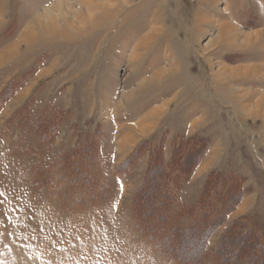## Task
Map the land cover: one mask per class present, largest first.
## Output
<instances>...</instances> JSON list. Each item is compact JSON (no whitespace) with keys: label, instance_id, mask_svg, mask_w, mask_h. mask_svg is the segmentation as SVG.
Wrapping results in <instances>:
<instances>
[{"label":"rangeland","instance_id":"rangeland-1","mask_svg":"<svg viewBox=\"0 0 264 264\" xmlns=\"http://www.w3.org/2000/svg\"><path fill=\"white\" fill-rule=\"evenodd\" d=\"M81 1L0 0V264H182L165 253L187 260L212 221L160 238L132 206L152 150L168 162L180 143L191 173L171 185L174 209L198 203L213 172L244 191L212 185L214 210H233L201 264H248L232 228L250 222L264 241V0ZM50 12L57 30L30 33ZM154 194L147 181L138 203ZM195 207L184 224L210 216Z\"/></svg>","mask_w":264,"mask_h":264},{"label":"trees","instance_id":"trees-1","mask_svg":"<svg viewBox=\"0 0 264 264\" xmlns=\"http://www.w3.org/2000/svg\"><path fill=\"white\" fill-rule=\"evenodd\" d=\"M197 141L199 142L198 139ZM81 144H78L77 146L78 148L76 150L78 151L77 155L81 157L78 163L83 162V160L87 161V159L90 157V152L87 149L88 147L84 146L85 145L84 143L82 145ZM183 145H184L183 143L182 144L180 143L177 146V148L176 146L174 147V151L172 154L173 155L172 158L173 157L174 158L169 160L168 162H165V160L162 158V155H159V153L152 150L151 157L149 160V166L144 176V181L142 183L141 188L137 191L136 197L134 199L135 201L132 202L133 203L132 206H133L134 213L136 216H139L143 220L145 219L147 220V218H152V220H150V222L147 223L149 226L148 229L149 228L152 229L151 227H159L163 230L161 236H159L160 238H165L167 234H169L168 237L170 236V234L173 237V234L175 233V231H177V229L182 230V231L183 230L188 231L191 227L196 226L197 224L202 225L206 219H210L212 221V224H209V226H211L210 228H212L211 233L202 242L201 249H199L194 254L187 253L186 255L187 260L184 261L183 258H179L176 255L169 254L168 252H166V250L170 252V250H172V247H170V245L168 244L163 243L164 248H165V250H163L164 253L166 252L165 254L178 259L180 262H182V264H201V262L204 260L206 256L205 246H206L207 240L211 237L212 232L218 226H220L222 222L227 218V214H229V212L233 210L232 204L228 203L224 205L222 203L223 206H221L220 208H216L217 213L213 214L216 211L214 210V204L212 203V198L214 196L212 194H215L217 197L218 192L215 191L212 185H214L215 183L219 184L220 182V185H222L223 187H226L224 189H227L228 193L229 191H232V188L238 186L239 194H235L233 196H236V198L238 197L239 199L242 198L244 191L242 190V186H241L242 181L240 178L234 177L233 174L230 175V174H226L223 172H213L209 176V179L202 193V198L200 199L198 203H196L192 208L190 207L189 210H188V207H189L188 205L186 206L187 208L186 207L184 208V210L174 209L173 204L176 202L177 199L172 189L173 187L181 188V185H180L181 177L183 178V176H185L186 174L191 173V171L189 170L187 171V168L189 167L188 166L189 163L185 161L186 155H183L182 151L180 150L183 148ZM179 154L181 155V157H183V162L181 163L176 162L178 159L175 160V157L178 158ZM68 160L70 161L69 155L66 156L65 162L68 163L69 162ZM62 161L64 162V158L62 159ZM173 165L176 166L175 170L179 173V175L176 177L170 178L167 175L169 174V172L167 173V170L169 171L171 169H174ZM80 176L86 177V173L82 171ZM147 181L149 182V187H150L151 192L152 193L155 192L156 194H154V196L152 195L153 197L143 198L141 202L138 203L139 200L137 199L140 196L143 186ZM198 205L200 206L199 208H201L202 211L204 210L206 213H209L210 216L208 218L200 217L199 220L193 219L189 223L184 224L183 223L184 219L187 216H193L194 215L193 212L195 213L194 208H196L195 206H198ZM226 206L227 208H225ZM215 223H217V225L214 227ZM249 223L250 222H246L243 225L242 224L235 225V226L233 225L232 230L236 229L234 231L235 236L237 238L242 237L241 240L243 242L239 244L238 246L231 245V249H234V250L239 249L240 250L238 252L239 258L242 256H246L248 258V264H252L251 257H256V253H258V256L261 255L260 257L264 255V241L262 240V237L260 235V232L258 231V228L256 226L252 227V225ZM251 235L253 237L254 242L252 244L245 243L244 239L251 237ZM224 236L221 238L220 243L223 241ZM168 237H166V239H168ZM193 238H196V236H194ZM186 241L187 242L185 243L187 245L188 243H190V238L189 240H186ZM189 247H191L190 249H192L191 245H189ZM223 256H224L225 262L232 263L233 260H230V257H228L227 255L226 256L223 255ZM220 260H222V258H220ZM256 264H263V262L256 261Z\"/></svg>","mask_w":264,"mask_h":264},{"label":"bare ground","instance_id":"bare-ground-1","mask_svg":"<svg viewBox=\"0 0 264 264\" xmlns=\"http://www.w3.org/2000/svg\"><path fill=\"white\" fill-rule=\"evenodd\" d=\"M81 2H83L81 4V6H83L84 4H86L89 7V9H93V10H98V9L100 10V9H102L104 7V5L101 6V5L95 3L92 0H89V1L83 0ZM62 5H64V4L62 3L61 5L58 6L59 9L61 10V15L63 13V11H62L63 9H61L60 6H62ZM105 5H107V4H105ZM46 16H47V19L44 18V17L38 18V20L33 24V29H32V31L30 33H34V31L36 29L37 30H40L42 33H50V31L57 30V22H58L59 18L53 17L52 14H51V12L48 13ZM78 16L80 18H83L84 20H87V21L89 20L88 18H90V17L84 16V15H81V14H79ZM88 23H90V21H88ZM224 27H231V28H233L234 26L232 24H226V25L223 26V28ZM248 38L251 40V39L254 38V35H249ZM167 70H169V69H165V68L164 69H161V70H159L156 73V75L158 77H162L167 72ZM260 103H261V101H259V104ZM159 112H161L160 109L159 110H153L146 117L145 120L148 122L145 125L146 128H149L150 125H152L153 119H155L157 117V115H159ZM146 121H144V122H146Z\"/></svg>","mask_w":264,"mask_h":264}]
</instances>
